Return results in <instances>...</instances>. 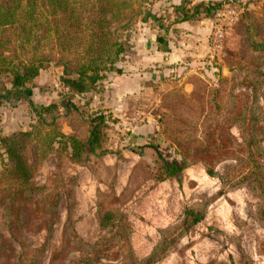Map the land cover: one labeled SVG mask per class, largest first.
Wrapping results in <instances>:
<instances>
[{
  "label": "rangeland",
  "instance_id": "374dc122",
  "mask_svg": "<svg viewBox=\"0 0 264 264\" xmlns=\"http://www.w3.org/2000/svg\"><path fill=\"white\" fill-rule=\"evenodd\" d=\"M130 1L141 13L123 33L127 47L117 63L126 59L131 41L141 26L146 23L156 29H161V23L167 26L169 14L168 11L164 14L163 10L166 7L176 10L180 5H169L172 0ZM234 3L244 11L242 17L240 15L239 21L228 29L221 53L209 58L210 63L202 70L204 74L195 73L188 86L180 81L179 71H171L159 82L150 78L149 84L142 85L141 90L120 94L118 80L122 78L125 79L122 83H127L130 74L127 66L118 74L116 63L92 91L82 94L73 89L71 92L64 80L63 67L55 60L47 62L28 84L37 106L58 105L53 114L57 115V122L66 134L85 138L93 113L104 112L111 116L109 153L87 164L75 163L70 150L56 143L54 152L40 163L33 178L35 184L49 186L50 177L57 172L62 171L57 175L59 180L61 175L65 179L77 178L73 188V219L85 241L93 243L105 233L97 219L99 205L117 206L132 224L131 242L136 256L142 259L160 241L159 229L177 223L187 207L199 205L205 209L202 221L155 264H264V222L259 214L262 198L250 192L246 185L220 195L221 178L211 176L208 165L200 159L208 142H214L213 136H226L227 123L222 121L229 113L238 114L245 99L240 96L242 93L256 97L264 129V45L259 51L254 47L253 50L250 44L257 46L264 41V0H235ZM149 14L156 15L157 19ZM212 18L214 21V16ZM11 80V76H0V86L11 87ZM68 101L79 109L72 106L67 110L64 104ZM35 118L25 99L17 106L0 104V138L14 131L31 130ZM231 133L241 141L238 125L231 127ZM262 143L264 145V140ZM184 150L191 163L181 176L160 180L163 160L181 161ZM28 154L32 156L31 150ZM7 162L0 149V196L10 184L5 177ZM234 163L235 160H225L217 164L215 170L222 174L227 164ZM60 192V219L47 241L42 264H50L54 250L62 245L68 209L63 190ZM0 222H3L2 217ZM47 237L46 230L27 234L28 243L33 247L42 246ZM80 256V252L74 251L60 261L73 264ZM113 263L103 260L98 264Z\"/></svg>",
  "mask_w": 264,
  "mask_h": 264
},
{
  "label": "trees",
  "instance_id": "16d2710c",
  "mask_svg": "<svg viewBox=\"0 0 264 264\" xmlns=\"http://www.w3.org/2000/svg\"><path fill=\"white\" fill-rule=\"evenodd\" d=\"M190 3L186 0L176 6L180 16L174 22L194 20L201 14L213 17L220 7L216 0H203L193 6H189ZM139 13L141 11H136L130 0H0V76L12 77L11 87L0 86V104L17 106L25 99L36 115L31 130L14 131L0 138V149L8 160L5 177L10 181L0 196V217L3 218L0 222V264H42L47 241L60 219V189L67 200L68 216L63 227L62 245L54 250L50 264H61L68 253L74 251L80 252L81 256L73 264H98L103 260L113 264H155L204 218V207H187L177 223L159 229L160 241L149 255L140 259L131 242L132 224L120 207L99 205L97 219L105 233L90 243L79 235L73 219V188L77 178L65 179L61 175L59 180L57 175L62 174L61 171L50 177V186L37 185L33 181L38 166L54 152L56 143L70 150L75 163L87 164L91 159L109 153L111 116L104 112L93 113L85 138L66 134L57 122V115L53 114L58 105L37 106L28 84L35 80L47 62L55 60L63 67L66 77L80 85L95 86L122 58L127 47L123 33ZM243 13L242 10L241 17ZM149 15L157 19L156 15ZM246 23L248 25V21ZM160 26L167 28L162 23ZM250 29L248 27V31ZM250 44L252 49L261 51L264 41L257 46ZM246 94L240 95L245 99L238 114L229 113L222 121L227 123L226 136H213L214 142H208L200 159L208 165L211 176L221 178L220 195L246 185L250 192L262 198L259 214L264 222L262 111L256 97ZM64 106L67 110L72 106L79 109L69 101ZM234 125L240 129L241 141L231 133ZM182 155L181 161L163 160L160 180L181 176L191 163L188 152L184 150ZM228 159L236 163L227 164L222 174L217 172L215 166ZM43 230L48 232L46 242L40 247L30 245L27 234Z\"/></svg>",
  "mask_w": 264,
  "mask_h": 264
},
{
  "label": "crops",
  "instance_id": "0c3cea01",
  "mask_svg": "<svg viewBox=\"0 0 264 264\" xmlns=\"http://www.w3.org/2000/svg\"><path fill=\"white\" fill-rule=\"evenodd\" d=\"M186 0H172L174 3L182 4ZM189 6H193L203 0H189ZM164 14L168 11L167 28L156 29L150 24H144L136 31L131 41L130 51H127L126 59L117 63L118 74L122 73V68L127 66L129 70V80L122 83L118 80L117 89L120 94L134 93L137 89H142V85L149 84L148 79L156 78L161 81L164 75L169 72H180V81L185 85L192 84L191 77L195 73H202L208 65L209 58H212L209 48V38L213 26V18L201 14L197 19L180 21L173 23L174 19L180 16L174 7H166ZM165 29V30H164ZM127 64V65H126ZM213 69H217L214 67ZM66 85L79 93L92 91L89 85H80L74 79L66 77ZM73 90V91H74ZM123 97V96H121ZM32 98V96H31ZM35 102V101H34ZM36 103V102H35ZM151 214V212H150ZM155 218L154 216H152Z\"/></svg>",
  "mask_w": 264,
  "mask_h": 264
},
{
  "label": "built area",
  "instance_id": "2783aa9c",
  "mask_svg": "<svg viewBox=\"0 0 264 264\" xmlns=\"http://www.w3.org/2000/svg\"><path fill=\"white\" fill-rule=\"evenodd\" d=\"M220 7L214 13V22L210 34L209 48L213 57L221 53L224 48L228 29L240 19L241 9L234 6L235 0H216Z\"/></svg>",
  "mask_w": 264,
  "mask_h": 264
},
{
  "label": "water",
  "instance_id": "95a60500",
  "mask_svg": "<svg viewBox=\"0 0 264 264\" xmlns=\"http://www.w3.org/2000/svg\"><path fill=\"white\" fill-rule=\"evenodd\" d=\"M207 1H210V0H207Z\"/></svg>",
  "mask_w": 264,
  "mask_h": 264
}]
</instances>
